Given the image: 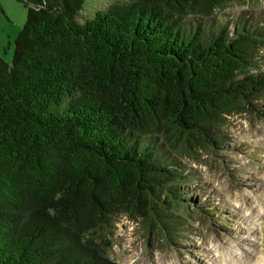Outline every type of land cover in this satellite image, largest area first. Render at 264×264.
I'll return each mask as SVG.
<instances>
[{
	"label": "trees",
	"instance_id": "1",
	"mask_svg": "<svg viewBox=\"0 0 264 264\" xmlns=\"http://www.w3.org/2000/svg\"><path fill=\"white\" fill-rule=\"evenodd\" d=\"M20 1L0 58V264H115L119 214L166 246L192 212L213 219L190 211L181 159L259 114L261 23L215 22L231 0H113L82 23L83 0Z\"/></svg>",
	"mask_w": 264,
	"mask_h": 264
},
{
	"label": "rangeland",
	"instance_id": "2",
	"mask_svg": "<svg viewBox=\"0 0 264 264\" xmlns=\"http://www.w3.org/2000/svg\"><path fill=\"white\" fill-rule=\"evenodd\" d=\"M112 2L83 0L77 21L93 19ZM26 15L22 1L0 0V58L7 64ZM213 19L229 28L239 19H257L264 28V0H231ZM256 62L253 72H264V48ZM255 103L259 114L239 111L225 118L220 149L198 148L193 158L181 159L192 174L185 196L190 211L207 206L214 218L192 212L187 233L166 246L143 230L138 217L119 214L110 251L115 264H264V95Z\"/></svg>",
	"mask_w": 264,
	"mask_h": 264
}]
</instances>
